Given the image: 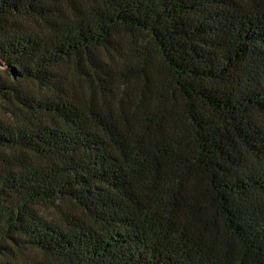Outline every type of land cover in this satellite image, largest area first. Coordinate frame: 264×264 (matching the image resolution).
<instances>
[{
	"label": "trees",
	"instance_id": "trees-1",
	"mask_svg": "<svg viewBox=\"0 0 264 264\" xmlns=\"http://www.w3.org/2000/svg\"><path fill=\"white\" fill-rule=\"evenodd\" d=\"M0 264H264V0H0Z\"/></svg>",
	"mask_w": 264,
	"mask_h": 264
},
{
	"label": "water",
	"instance_id": "water-1",
	"mask_svg": "<svg viewBox=\"0 0 264 264\" xmlns=\"http://www.w3.org/2000/svg\"><path fill=\"white\" fill-rule=\"evenodd\" d=\"M0 67H1V64H0Z\"/></svg>",
	"mask_w": 264,
	"mask_h": 264
}]
</instances>
